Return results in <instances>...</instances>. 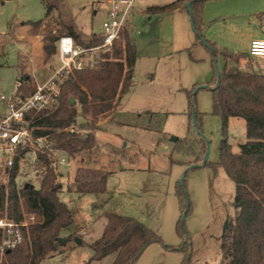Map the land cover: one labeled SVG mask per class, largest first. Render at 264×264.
<instances>
[{
	"label": "rangeland",
	"instance_id": "rangeland-1",
	"mask_svg": "<svg viewBox=\"0 0 264 264\" xmlns=\"http://www.w3.org/2000/svg\"><path fill=\"white\" fill-rule=\"evenodd\" d=\"M50 1L54 8L46 27L38 30L43 43L44 36L52 31L66 35L69 25L80 34L85 45L94 35L102 33L108 11L104 0ZM176 1L141 0L135 5L130 31L124 33L134 40L137 48L133 85L109 118H100L93 112L86 115L89 124L96 128L93 150L82 151L70 167L56 168L62 175V190L57 196L73 214L75 236L81 230L89 232L82 245L73 240L64 253L49 256L40 264L88 262L93 256L89 245L102 233L107 213L136 218L160 237L161 241L145 250L138 264H220L225 222L236 212L235 184L218 167L220 149L226 141L233 152L240 151V145L246 142V122L231 118L225 126L214 113L211 89L215 65L208 48H193L197 34L188 10L147 12L148 7ZM255 2L206 1L205 20L211 23L207 38L217 42L220 52L238 54L240 69L264 74V58L246 56L252 35L264 25V0ZM46 15L42 0H0V97L11 95L17 81L26 75V60L33 47L25 39L31 23L44 20ZM56 55L46 64L58 69L60 61ZM224 65L223 56L218 54L216 66L221 72ZM198 88L201 89L196 93ZM191 91L195 95L194 107L189 101ZM191 108L199 114L198 127L194 118L192 121L189 118ZM82 121L79 117L77 129ZM207 141L210 150L206 165L187 172L190 166L203 163L206 155L203 142L207 145ZM80 167L109 173L106 191L76 193L74 181ZM0 184L7 187V176H1ZM39 185L40 182L34 186ZM180 192L187 195L190 204L184 220V196ZM22 215L26 218L34 214L23 209ZM185 246V250L180 249ZM114 258L115 255H110L91 264H113Z\"/></svg>",
	"mask_w": 264,
	"mask_h": 264
},
{
	"label": "trees",
	"instance_id": "trees-1",
	"mask_svg": "<svg viewBox=\"0 0 264 264\" xmlns=\"http://www.w3.org/2000/svg\"><path fill=\"white\" fill-rule=\"evenodd\" d=\"M42 1L46 5L47 15L44 20L31 23L35 32L43 25L46 27L45 23L54 8L50 0ZM206 1L178 0L166 6L148 7L147 12L155 14L183 11L187 10V4H191L197 34V42L193 48H208L215 65L216 74L211 89L214 113L222 118L225 126L231 118H242L246 122V142L240 145V151L233 152L232 146L226 141L220 149L218 167L226 172L236 187L233 202L236 212L228 218L221 238L220 264H264V74L240 69L237 66L240 58L238 54L220 52L204 37L203 9ZM58 33L52 31L50 35L44 36L45 63L57 53V43L62 36ZM66 35L86 47L101 43L99 35H94L90 43L85 45L80 34L71 25L67 26ZM218 54L223 56L225 65L221 72L220 86L214 89L218 82ZM100 59L97 68L77 72L75 80L69 79L61 84L57 109L37 114L33 119L37 135L52 137L56 142V149L72 160L80 157L82 151L91 152L96 145L93 133L95 125L89 124L86 115L93 112L100 118H109L133 85L138 59L134 40L123 35L122 40L115 44L114 50L102 55ZM20 80L31 85L29 92L34 91V82L30 77L23 75ZM193 91L189 92L192 107L195 106ZM72 99L75 100L74 105L71 104ZM188 115L192 121V108ZM79 117L83 121L77 129ZM203 145L207 150L205 142ZM45 161L47 172L38 188H30L29 185L28 188L26 186L18 190L15 170L8 173L7 187L0 184V217L21 219L23 209L36 216V222L30 227L24 242L9 254L8 264H40L49 256L64 253L68 244L76 238L72 229L73 214L57 196L62 190V175L57 172L50 159ZM108 175L109 173L102 171L78 168L74 181L75 192L80 195L104 193ZM184 182L185 179L183 186ZM179 186L183 189L181 184ZM180 196H184L182 213L187 209L189 213L187 195L180 192ZM159 241L160 237L136 218L107 213L101 237L89 245L93 256L84 264L101 261L110 255L116 256L113 264H138L145 250ZM186 247L180 249L185 250Z\"/></svg>",
	"mask_w": 264,
	"mask_h": 264
},
{
	"label": "built area",
	"instance_id": "built-area-1",
	"mask_svg": "<svg viewBox=\"0 0 264 264\" xmlns=\"http://www.w3.org/2000/svg\"><path fill=\"white\" fill-rule=\"evenodd\" d=\"M108 6L107 19L99 35L101 43L96 46H82L68 35L61 36L57 43L60 67L53 69L42 83L31 85L17 81L11 95H2L0 107V178L15 170V183L18 190L42 181L47 172L46 159L55 168H66L72 164L67 154L56 149V142L50 136L37 135L33 127L34 116L50 112L59 107L61 84L73 79L77 72L95 69L102 55L111 53L115 44L130 31L131 17L135 5L141 0H104ZM264 34V25L262 26ZM249 57L264 58V39L250 43ZM35 187V186H34ZM35 216L21 219L0 217V264H8V256L25 240ZM86 231L81 230L78 236Z\"/></svg>",
	"mask_w": 264,
	"mask_h": 264
},
{
	"label": "crops",
	"instance_id": "crops-1",
	"mask_svg": "<svg viewBox=\"0 0 264 264\" xmlns=\"http://www.w3.org/2000/svg\"><path fill=\"white\" fill-rule=\"evenodd\" d=\"M208 1V0H207ZM261 0H256V2H259ZM255 2V3H256ZM256 4H259V3H256ZM206 10H207V7H206V4H204V9H203V22L205 24V29H204V37L212 44H214L215 48L217 47V42L215 41H212L211 39H208L207 38V35L209 33V29H210V22H208V20L206 21L205 20V17L207 16V13H206ZM180 11V10H179ZM185 11V10H183ZM182 12V11H181ZM22 25H27L26 23L22 24ZM263 26V25H262ZM262 28V27H261ZM251 42L255 39H264V34L262 33V29L261 31H259L258 33H254L251 37ZM1 41V40H0ZM25 41H29L30 44H32V47H33V52L31 53L30 55V58L29 60L27 59L26 62H27V65L25 66L26 67V75L28 77L31 78V80H33L34 84L35 83H41V82H44L48 77L49 75L51 74L52 70L54 69L53 66H49V64H46L45 61H44V53H43V38L42 36L39 34V32H35L34 30H32V28H30L28 30V36H27V39H25ZM250 42V43H251ZM219 47V46H218ZM217 49V48H216ZM218 51H220L219 49H217ZM223 52V51H222ZM46 67H48L46 69ZM42 69H44V71H41ZM43 72V73H42ZM86 227V226H85ZM85 227H80L81 229L85 228ZM105 227V225H104ZM104 227H103V230H104ZM90 230V229H89ZM86 233L81 237L78 236L77 234V237L81 239V242L83 243V238L88 234L87 230H85ZM103 233V231H102ZM102 233L99 235V237L97 239H99L102 235ZM95 239V240H97ZM75 241V240H74ZM75 243V242H74ZM81 243V245H82ZM77 245V244H76ZM116 257V256H115ZM115 260V258H114Z\"/></svg>",
	"mask_w": 264,
	"mask_h": 264
},
{
	"label": "water",
	"instance_id": "water-1",
	"mask_svg": "<svg viewBox=\"0 0 264 264\" xmlns=\"http://www.w3.org/2000/svg\"><path fill=\"white\" fill-rule=\"evenodd\" d=\"M187 10H188V13L190 14V19H191L192 26L194 27V20H193V14H192V11H191V4H190V3L187 4ZM247 56L249 57V53L247 54ZM217 76H218V82H217V84H216V86H215L214 89H217V88L220 86V83H221V70L219 69L218 66H217ZM201 88H207V86H203V87H201ZM201 88H198V89L196 90V93H197ZM71 104H72V105L75 104V100H74V99L71 100ZM193 116H194L195 126L198 127V123H197V114L194 113ZM174 140H176V138H174ZM209 150H210L209 142L207 141V150H206V155H205V158H204L203 163H202L201 165L194 164V165L190 166V167L188 168L187 172H188L189 170L194 169V168H197V167H204V166L206 165L207 161H208V158H209ZM187 172H186V173H187ZM186 173L183 175V177H182L181 180H180V184H181V186H183V181H184V179H185V175H186ZM28 187H29V186H27L26 188H28ZM33 187H34L33 185L30 186V188H33ZM187 213H188V209L184 212V214H183V216H182V220H184V219L186 218ZM227 222H228V219H227L226 222H225V226H224L223 234H224V232H225ZM74 242H75L77 245H81V243H82V242H81V239L78 238V237L75 238V241H74Z\"/></svg>",
	"mask_w": 264,
	"mask_h": 264
}]
</instances>
